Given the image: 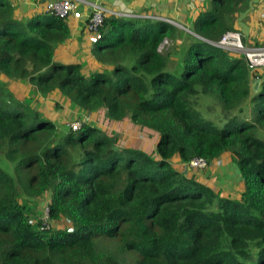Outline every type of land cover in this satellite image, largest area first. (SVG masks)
<instances>
[{"label": "trees", "instance_id": "16d2710c", "mask_svg": "<svg viewBox=\"0 0 264 264\" xmlns=\"http://www.w3.org/2000/svg\"><path fill=\"white\" fill-rule=\"evenodd\" d=\"M248 3L211 0L191 26L200 39L189 35L173 70L159 46L181 31L107 17L91 53L110 79L107 70L86 76L81 64L56 60L70 37L66 19L48 11L17 19V6L0 0V75L43 98L58 91L154 146L124 145L116 131L88 123L59 135L0 80V152L12 167L0 166V264H264V70L206 42L234 31ZM199 95L220 104L221 128L197 109ZM226 154L243 185L239 199L174 166L202 159L210 167ZM45 193L48 230L20 201Z\"/></svg>", "mask_w": 264, "mask_h": 264}, {"label": "rangeland", "instance_id": "374dc122", "mask_svg": "<svg viewBox=\"0 0 264 264\" xmlns=\"http://www.w3.org/2000/svg\"><path fill=\"white\" fill-rule=\"evenodd\" d=\"M189 35L193 36V34L189 33L188 31H181V33L177 35V39L175 41L169 40L164 42L162 46H159V52L162 54H168L170 57L171 61L168 65L169 70L176 68V62L179 60V57L176 54L181 53V50H183L189 44ZM247 45L253 46L251 44ZM68 61H79L78 63L82 65L84 75H89L95 70H107L106 74L108 78H113V73L108 71L109 68L107 69L103 66H100L95 61L93 56H87L85 54L80 58H68ZM0 80H3L5 87L7 90L12 92L16 100H23L30 106L31 113L38 111L43 118L50 120L56 126L58 131L57 133L59 135H64L67 132V125L69 123L72 124L73 122L80 121L86 117L89 119L88 124L92 126L98 127L106 132L116 131L120 137V140L124 142V145L133 146L136 149H142L146 151H152L154 147L153 139L147 134H135L132 130H130L132 128H129L126 123L121 126V131L118 129V127H116V125H105V123L101 121L100 115L81 111L71 103H68L58 91H54L53 93L49 94V96L43 98L30 84L25 81L22 82L8 80L3 75H0ZM197 109L201 112L203 117L211 120L220 128L223 126L222 120H224V113L220 104L214 98L199 95L197 99ZM250 113L251 107L248 106L245 111V116L249 118L251 116ZM32 120L34 121L33 118ZM51 135H53V133H51ZM258 136L264 139V130H262V132H258ZM0 166L12 172V167L5 159L3 152H0ZM189 168L192 170L191 173H194L199 181L208 183L221 196H240L242 189L241 179L231 155L228 154L222 156L213 165L207 167L206 169H197V167L192 166H189ZM49 199L50 193H45L43 196L31 201L23 200V197H20V201L27 205V208L30 211V217H35L37 219L44 218L46 204ZM64 226H66V224L63 222H61V225L58 224L59 228H63ZM126 263L129 264L130 262L126 261Z\"/></svg>", "mask_w": 264, "mask_h": 264}, {"label": "crops", "instance_id": "0c3cea01", "mask_svg": "<svg viewBox=\"0 0 264 264\" xmlns=\"http://www.w3.org/2000/svg\"><path fill=\"white\" fill-rule=\"evenodd\" d=\"M9 1L15 6H17V10L15 12L16 18L22 19L25 17H30L36 13L45 11L44 6L50 0H9ZM84 1L98 4L118 14H133L136 16H147L150 17V19H154V20L156 19L161 20L172 25L179 31H190L194 20L202 11H205L210 6V2H211V0H84ZM84 17H82L79 20L76 19L67 20L68 25L70 27V37L57 49L55 55L57 61H60L61 63L64 62V64H73V63H78L79 61H74V62L68 61V58H75V57L80 58L85 54L87 56H92L91 54L92 45L88 44L87 34L85 32ZM233 30L241 35L242 41L245 43V45L247 44H251L253 46L264 45V0H249L247 10L237 17L233 25ZM82 73H83V69H82ZM253 82L254 81H252L251 83L252 87H253ZM67 102L70 103L68 100ZM174 166L178 170L185 172L187 176L196 177L194 173H191L192 170L188 166L183 167L177 160L175 161ZM205 184L209 185L208 183ZM241 187H242L241 189V193H242L243 190L242 182H241ZM230 197L239 199L240 196L239 197L230 196Z\"/></svg>", "mask_w": 264, "mask_h": 264}, {"label": "built area", "instance_id": "2783aa9c", "mask_svg": "<svg viewBox=\"0 0 264 264\" xmlns=\"http://www.w3.org/2000/svg\"><path fill=\"white\" fill-rule=\"evenodd\" d=\"M45 11H48L59 18L66 20L76 19L82 17L85 19V32L89 45L96 44L100 39L98 29L107 17H123L134 19H150L147 16H136L133 14H118L110 11L109 9L95 3L84 0H50L44 6ZM164 42H167L165 40ZM163 42V43H164ZM212 47L222 50L230 55H238L245 58L250 70L261 71L264 70V45L263 46H247L242 41V37L236 31H228L224 33L217 41H206ZM162 43V44H163ZM161 44V46H162ZM89 119L84 117L80 121H75L68 124L67 128L73 132L80 130L82 124H87ZM197 167V169H206L208 165L202 159H195L188 165ZM191 168V167H190ZM44 229L48 230L51 225H48V207L45 208L44 218L41 219ZM30 224L36 223L35 220L30 219ZM57 228L58 224L55 223ZM53 226V227H54ZM40 229V231L44 230Z\"/></svg>", "mask_w": 264, "mask_h": 264}, {"label": "water", "instance_id": "95a60500", "mask_svg": "<svg viewBox=\"0 0 264 264\" xmlns=\"http://www.w3.org/2000/svg\"><path fill=\"white\" fill-rule=\"evenodd\" d=\"M188 32L191 33V34H193V33L190 32V31H188ZM193 35H194V34H193ZM194 36H196V35H194ZM197 38H198V37H197ZM199 39H200V38H199ZM258 83H259L258 81H254V82H253V87H252L253 90H257V85H258Z\"/></svg>", "mask_w": 264, "mask_h": 264}]
</instances>
